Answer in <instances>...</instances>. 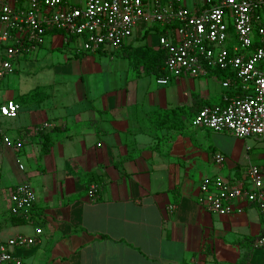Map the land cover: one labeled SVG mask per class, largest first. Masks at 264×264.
<instances>
[{"label":"crops","instance_id":"obj_1","mask_svg":"<svg viewBox=\"0 0 264 264\" xmlns=\"http://www.w3.org/2000/svg\"><path fill=\"white\" fill-rule=\"evenodd\" d=\"M161 33L141 19L119 49L85 52L49 32L0 81V100L19 105L15 118L0 119V243L37 237L12 248L21 264H264L257 204L239 201L221 215L197 200L204 179L240 180L251 165L264 182V138L191 124L194 98L224 103L231 90L219 91L214 73L158 83L149 71ZM3 56L0 44V63ZM45 122L52 126L38 129ZM21 182L37 199L30 220L17 224L10 194Z\"/></svg>","mask_w":264,"mask_h":264},{"label":"built area","instance_id":"obj_2","mask_svg":"<svg viewBox=\"0 0 264 264\" xmlns=\"http://www.w3.org/2000/svg\"><path fill=\"white\" fill-rule=\"evenodd\" d=\"M141 19L158 24L162 31L159 45L166 52L168 75L158 78V83L183 75L208 76L212 69L232 74L222 85L233 96H226L223 104L200 109L191 120L193 126L238 138H264V0H204L193 8L183 0H0L4 48L0 81L14 73L18 56L43 45L49 32L62 33L71 50L100 52L107 47L119 49ZM230 34L235 35L234 43L229 42ZM18 110L13 99L0 100V119L15 118ZM51 126L45 122L38 129ZM3 141L16 151L22 147L8 136ZM215 161L222 164L225 156L218 152ZM88 195L93 201L99 198L96 183L90 184ZM36 199L30 183H18L10 194L9 211L30 220ZM197 200L221 215L233 213L239 201L254 203L264 217L262 170L251 165L240 180L204 179ZM35 231L41 234L43 229ZM36 242V236L19 235L0 243V264H21L12 248ZM255 245L264 247V232Z\"/></svg>","mask_w":264,"mask_h":264},{"label":"trees","instance_id":"obj_3","mask_svg":"<svg viewBox=\"0 0 264 264\" xmlns=\"http://www.w3.org/2000/svg\"><path fill=\"white\" fill-rule=\"evenodd\" d=\"M156 60L159 61V64H154L155 66H153V68H151V73H155L157 75V77H166L168 75V72L166 70L165 64H164V60H165V54H164V50L161 49L156 53ZM212 73H214V75H216L217 78H219L222 81H225L227 78L232 77V74L225 71V70H221V69H212L211 70ZM233 96V92H229L227 94V97H231ZM216 104H223V102H220V99H216V100H204L203 98H194L193 99V106H192V110H197V112L202 109L205 106H211V105H216ZM48 143H43V152H47L48 151ZM90 186V184H89ZM11 220L13 221V223H22L25 222L26 219H24L21 216H16V215H11Z\"/></svg>","mask_w":264,"mask_h":264},{"label":"rangeland","instance_id":"obj_4","mask_svg":"<svg viewBox=\"0 0 264 264\" xmlns=\"http://www.w3.org/2000/svg\"><path fill=\"white\" fill-rule=\"evenodd\" d=\"M185 3H186V5H188V6H190V7H193L194 6V3L195 2H198L199 1V4H201L202 2H203V0H183ZM48 42V41H47ZM229 42L230 43H234L235 42V35L234 34H230V38H229ZM55 43V42H54ZM188 79L189 78H182V80H185V82H188ZM219 85H218V90L220 91V90H227V88L226 87H223L222 86V83L219 81ZM179 87H180V85H179ZM181 88V87H180Z\"/></svg>","mask_w":264,"mask_h":264}]
</instances>
